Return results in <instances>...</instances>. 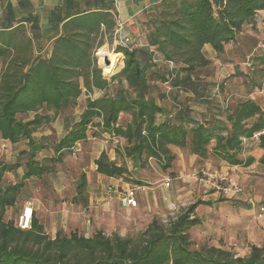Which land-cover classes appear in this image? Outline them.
Here are the masks:
<instances>
[{
	"label": "trees",
	"instance_id": "trees-1",
	"mask_svg": "<svg viewBox=\"0 0 264 264\" xmlns=\"http://www.w3.org/2000/svg\"><path fill=\"white\" fill-rule=\"evenodd\" d=\"M261 11L264 0H168L147 20L140 47L129 50L117 42L114 53L121 54L123 68L111 74L117 62L113 54L112 69L103 71L106 76L97 65L96 52L104 39L100 24L107 31L113 26L107 15H81L66 22L63 35L51 42L44 56H34L33 42L23 26L0 32V139L25 147L20 153L25 173L18 182L5 185L3 179L17 171L20 163H0V264H264V247L251 246L246 257L220 248L190 249L187 231L198 224L189 220L196 204L168 228L152 221L138 241L118 235L109 238L102 231L86 238L76 232H57L51 239L35 218L27 231L4 220L7 210L19 201L26 180L40 178L46 171L37 159L48 149L45 138L34 134L57 119L62 120V137L53 151L59 157L74 152L92 127L98 135L124 140V156L135 165L163 158L167 169L174 158L171 147L188 149L199 160L210 156L229 166L254 163L252 157L243 163L238 156L244 141L264 131V111L256 101L234 98L227 104L229 100L222 97L216 117L200 122L190 117L187 101L181 103L177 97L187 93L195 103H213L205 90L218 88L221 94L225 79L206 80L212 75V63L203 48L208 45L221 56L243 26L254 25ZM132 39V45H137ZM149 48L156 49V59L172 61L174 68L169 71L164 64L154 63ZM255 58L246 59L252 69ZM167 82L170 91L164 86ZM84 94H88L85 108L75 118L70 112ZM123 115L131 120H121ZM256 141V147L263 150L259 163L264 165V134ZM95 165L96 173L107 178L127 174L125 167L110 162L104 152ZM85 189L82 176L79 197L73 200L82 208L88 201Z\"/></svg>",
	"mask_w": 264,
	"mask_h": 264
},
{
	"label": "rangeland",
	"instance_id": "rangeland-1",
	"mask_svg": "<svg viewBox=\"0 0 264 264\" xmlns=\"http://www.w3.org/2000/svg\"><path fill=\"white\" fill-rule=\"evenodd\" d=\"M102 48L107 50L106 46ZM263 48L262 46L259 49H262V53ZM100 49L96 52L98 66H102L103 62L98 56ZM107 52L112 53L111 50ZM101 71L102 75L106 76L103 69ZM80 107L78 104V107L70 113L73 115L78 113ZM120 119L131 120L128 115L120 116ZM61 122V119L54 120L53 123L34 134V137L44 136L45 138L43 141L48 149L41 152L37 159L44 163L47 169L40 178L26 180L19 201L7 210L5 221L17 224L21 208L26 202H30L36 210L37 219L40 225H43L45 234L51 239L57 232L64 235L76 232L79 236L91 237L94 235V229L99 228L98 225H100V231L109 238L118 235L138 241L152 221L161 222L165 228H168L177 217L186 213L191 205L196 204L197 207L193 215L189 216V220L195 219L198 224L187 231L190 249L220 248L233 256L246 257L251 246L264 247V220L255 218L251 211L253 208L249 204L250 202L256 205L264 203V165L259 163L263 151L260 152L256 147L255 138L243 142V150L238 156L243 163L248 157L254 158L255 162L248 166L244 164L229 166L210 156L199 160L188 149L171 147L170 152L174 158L171 166L164 169L163 164L154 158L147 159L143 166L135 165L130 158L127 159L124 156L121 149L125 147L124 140L105 133L98 135L97 129L89 128L87 135L101 142L102 139L108 140L110 144L108 148L113 150L117 157L113 163L126 168L127 174L121 178L127 184L145 188L153 197L151 209H145L140 216L132 217L126 221L127 223H123L119 217L104 216L103 210L99 208L103 201H97V199L100 196L106 197V184L96 176V172H93L96 157L91 154L90 146L78 143L73 148L74 152H63L60 157L54 154V145L62 137ZM24 149L22 144L12 146L0 139V163L10 166L20 163L17 171L4 176L5 185L18 182L25 173L24 162L20 160V153ZM202 169L223 176L225 179L218 180L216 187L198 184L193 180V176ZM82 176L88 177L85 179L86 184L89 182V187L104 186L101 188L100 195L93 196L96 201L89 202L91 208L86 210V218L83 219L77 214V210L83 209H77L80 205L73 203L75 197H79L77 186ZM167 179L170 180V187L165 189L163 182ZM230 181L234 183L239 193L233 197L224 198L216 188H228ZM85 194L88 200L90 194L87 192ZM166 197L177 206V210L171 215L163 201ZM71 204L73 206H70ZM86 222L89 229L83 231Z\"/></svg>",
	"mask_w": 264,
	"mask_h": 264
},
{
	"label": "crops",
	"instance_id": "crops-1",
	"mask_svg": "<svg viewBox=\"0 0 264 264\" xmlns=\"http://www.w3.org/2000/svg\"><path fill=\"white\" fill-rule=\"evenodd\" d=\"M166 1L168 0H0V32L11 31L16 27L23 26L28 38L33 42L34 56H44L50 51L51 42L63 35L62 27L66 22L81 15H107L108 21L111 20L113 26L107 31L106 27L100 24L99 32L100 36L102 34L104 36L102 47L106 46L108 51L111 50L117 56V62L111 72L115 74L123 68L124 61L121 54L114 53L119 37L131 36L140 40L147 32L145 26L147 20L154 17L161 4ZM116 32L118 33L116 34ZM262 46L264 47L263 11L258 13L253 26H243L241 33L235 37L234 43L225 46L221 56H217L210 46L206 45L203 48V53L205 58L212 63V75H209L206 80L222 82L225 79V84L221 94L219 92L216 94V91L214 92L211 87L205 90V93H208L213 99V103H195L194 100L190 101L189 96L193 97V95L178 94L177 99L181 103L187 101L190 117L200 122L216 117L218 109L223 103L221 102L222 97L229 101L234 98L244 101L245 99L254 100L264 111V56L262 49L259 50ZM250 55L256 57L253 69L246 60ZM205 74L209 73L206 72ZM98 95V92L93 94L94 97ZM86 97L85 94L82 96L79 112L75 113L73 117L77 118L83 112L85 108L83 99L86 100ZM155 102L161 104L158 99ZM80 143L90 146L91 154L96 157L95 160L99 158L102 152L107 155L110 162L117 159L113 150L108 148L110 144L106 139H102L101 142L88 136L84 142ZM262 151L260 150V152ZM93 172H96L95 164ZM96 176L106 184V197L100 196L97 199V201H103L99 208L103 210L104 216L113 215L114 218L119 217L122 219L121 222L127 223L126 221L132 217L140 216L145 209L152 208L150 204H152L153 197L151 192L145 188L127 184L122 178H107L100 174H96ZM108 186H112L113 190L108 191ZM101 188L104 186L89 187V182L86 184L85 190L90 194L88 203L85 208L77 207V209H83L77 210V214L82 219L86 218V210L91 208L89 202L96 201L93 196L101 194ZM129 188L135 189L137 208L121 206V198ZM213 194L215 195V193ZM163 201L170 212L171 204L175 205V203H171L167 197L163 198ZM251 211L255 216L253 209ZM34 218L37 219L36 210H34ZM85 224L83 231L89 229L88 224ZM98 226L99 228L94 229V234L101 232V226Z\"/></svg>",
	"mask_w": 264,
	"mask_h": 264
},
{
	"label": "built area",
	"instance_id": "built-area-1",
	"mask_svg": "<svg viewBox=\"0 0 264 264\" xmlns=\"http://www.w3.org/2000/svg\"><path fill=\"white\" fill-rule=\"evenodd\" d=\"M118 32H116L117 34ZM137 40V45H132L133 39L130 36H125V37H119L118 39V44H120L121 46H123L124 48H128L129 50H132L134 47H140L141 45H139L140 40ZM149 53L152 57V59H154V63L157 64H164L169 71L172 70L174 68V63L172 61H161L160 59H156L157 58V51L154 48H149ZM263 54H264V48H263ZM103 61V59L101 60ZM173 77V74H172ZM171 78V77H170ZM168 82L164 84V86L166 87V89H168V91H170V88H168ZM216 93H218V88L215 89ZM98 121H100V123L102 124V120H100V118H98ZM260 134H264V131L260 132ZM260 134H257L254 136L255 139L258 138V136H260ZM151 160V158L149 159ZM161 164H164L163 162V158H160V160H158ZM223 180L225 179L223 176H219L216 174H212L209 171L202 169L199 173H197L196 175L193 176V180L195 182H197L198 184L201 185H205V186H213L216 187L215 184H217L218 180ZM163 187L165 189L170 187V180H165L163 182ZM108 191H112L113 187L112 186H108L107 188ZM216 190L220 191V193L223 195V197L226 198H230L233 197V195H236L239 193V190L235 187L234 183L230 181L229 187L225 188H216ZM251 205V207L253 208V211L255 212V218L263 221L264 220V203L260 204V205H256L253 202L249 203ZM137 198H136V193H135V189L134 188H129V190L125 191V194L123 195V197L121 198V206L125 207V208H137ZM177 210V206L172 205L171 204V208H170V212L171 214L174 213V211ZM21 214L19 215L18 218V222H17V226H19V228L23 231H27L29 229H31V223L34 217V210H33V205L30 202H26L25 205H23V207L21 208Z\"/></svg>",
	"mask_w": 264,
	"mask_h": 264
},
{
	"label": "bare ground",
	"instance_id": "bare-ground-1",
	"mask_svg": "<svg viewBox=\"0 0 264 264\" xmlns=\"http://www.w3.org/2000/svg\"><path fill=\"white\" fill-rule=\"evenodd\" d=\"M112 55H113L112 53H108L107 50H105L103 48L98 51V56L100 57L101 60L103 58L107 57L108 60L111 62V66L104 67L103 71L108 72V71H110L112 69V67H113V64H112V61H111Z\"/></svg>",
	"mask_w": 264,
	"mask_h": 264
},
{
	"label": "water",
	"instance_id": "water-1",
	"mask_svg": "<svg viewBox=\"0 0 264 264\" xmlns=\"http://www.w3.org/2000/svg\"><path fill=\"white\" fill-rule=\"evenodd\" d=\"M111 66V62L108 60L107 57L103 59L102 66H99L100 69H104V67ZM113 70V69H112Z\"/></svg>",
	"mask_w": 264,
	"mask_h": 264
}]
</instances>
